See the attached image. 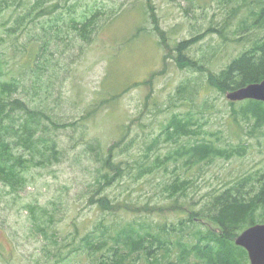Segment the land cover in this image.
I'll use <instances>...</instances> for the list:
<instances>
[{"label": "rangeland", "instance_id": "374dc122", "mask_svg": "<svg viewBox=\"0 0 264 264\" xmlns=\"http://www.w3.org/2000/svg\"><path fill=\"white\" fill-rule=\"evenodd\" d=\"M35 2L30 0L29 7ZM49 3L60 5L41 19L53 35L51 52L44 54V59L52 56L58 71L55 87L50 91L54 99L59 100H51V106L60 114L56 117L59 123L72 121L78 126L61 130V135H69L72 145L68 147L69 152L62 164L33 170V184L18 193H12L10 187L0 183V264H10L13 254L15 264H27L31 258H43L44 255L41 250L44 241L32 237L27 231L25 210L24 219H20L18 210L10 209V205L22 207L39 201L47 204L67 188L74 189L71 196L64 198V215L55 228L59 234L69 235L74 245L73 237L84 236L95 221L103 216L108 218L110 211L107 210L117 211L119 203L131 204L127 215L120 211L122 215L113 219L119 225L140 218L145 225L156 227L162 221L171 226L182 217L187 218L188 212L190 215L200 213L198 210L203 209L213 193L249 173L255 184L247 192L257 189L256 178L260 173L264 174V126L254 127L240 114L238 118L234 114L235 109L246 101L255 99H244L232 106L230 102L233 101L228 99L227 92H219L207 83L209 72H219L249 46L228 43L221 49H210L221 43L218 30L224 23L227 28L223 31L229 40L235 37L233 29L238 17L244 16L246 5L228 24L225 20L234 4L225 0H49ZM74 3H77L76 15L67 9ZM24 10L26 8L11 9L0 18L2 36L7 38V28L24 14ZM94 14L98 18L91 38L74 37L71 18L77 16L76 21H83V16ZM58 16L63 18L61 23L58 20L51 29L48 23ZM59 23L63 36H57L53 31L60 30ZM39 32L44 35L43 31ZM199 34H203V39L192 43L190 50L179 48L180 42ZM262 34L264 32L254 31L252 37ZM5 48L10 52L9 56H18L10 39H7ZM182 52L207 67L206 72L201 74L183 63ZM205 54L209 59L213 54L215 57L206 62ZM10 63L11 70H16L17 61ZM49 75L46 69L40 74L43 81L48 80ZM186 82L189 91L185 96L191 101L176 97V89ZM47 95L43 87L38 93L28 88L24 99L41 107L47 105ZM186 112H193L194 121L199 120L202 126L199 138L220 140L223 145H246L244 155L191 167L183 163L170 164L158 173L143 176L141 166H149L157 162V157L164 158L177 148L179 144L166 142L164 128L173 114L185 116ZM85 115L86 120L82 121ZM81 131L87 138H98L102 151L106 155L112 154L113 159L125 168V173L120 174L123 176L105 188L115 204L113 209L91 204L89 194L77 196L79 189L85 190L82 184L91 180L86 173L89 162L79 158ZM193 138H184L181 143L195 142L197 139ZM177 178L191 181L192 187L185 196L180 194L172 200L164 190V183ZM260 179L264 181V176ZM197 225L192 224L193 227ZM81 261L90 263L83 255L72 256L70 263L80 264Z\"/></svg>", "mask_w": 264, "mask_h": 264}, {"label": "trees", "instance_id": "16d2710c", "mask_svg": "<svg viewBox=\"0 0 264 264\" xmlns=\"http://www.w3.org/2000/svg\"><path fill=\"white\" fill-rule=\"evenodd\" d=\"M225 1L234 4L230 16L225 20L228 24L242 12L244 5L245 14L238 17L233 29L235 37L231 41L223 31L227 24L224 23L219 30L212 26V29L218 30L222 41L218 47L210 49L218 50L228 43L249 46L235 55L219 72H209L207 83L222 93L264 80V34L252 37L254 31L264 32V0ZM29 3L30 0H0V18L11 9L26 8L24 14L7 28V38L0 34V183L10 187L12 193L23 191L33 184V170L47 169L64 162L69 152L68 147L72 145L69 135L67 134L66 140L67 136L65 133L61 135V130L78 126L77 122H58L56 117L60 114L52 109L51 100L59 99H54V94L50 91V88L55 87L54 80L58 71L52 56L44 59V54L51 52L53 35L41 19L52 14L60 5L49 3V0H36L30 7ZM76 8L77 3L67 6L73 15L77 14ZM97 18L98 15L94 14L91 17L83 16V21H76L77 16H73L70 27L75 33L74 37L90 39L97 26ZM62 19L61 16L51 18L50 21L53 22L48 23V26L52 29L53 23L58 20L61 23ZM61 30L63 28L60 24V30L53 31L57 36H63L64 32H60ZM202 35L180 42L179 48L182 47L183 51L190 50L192 43L203 39ZM7 39L12 41L13 50L18 55L15 58L9 56L10 52L5 48ZM214 55H211V59L206 55V62H211ZM181 56L183 63L189 64L191 69L200 71L201 74L206 72L207 67L197 64L193 57L190 58L184 52ZM15 60L16 70H11L10 61ZM45 69L50 75L48 80L43 81L40 74ZM30 73L32 74L29 75ZM41 87L47 90L46 106L38 107L24 99L28 88L38 93ZM188 91L189 84L183 83L176 89V97L181 101H191L185 96ZM230 103L233 106L236 102ZM207 105L208 102L205 107ZM234 114L237 118L240 114L253 123L251 125L254 127L264 126L262 101L248 100L238 110L235 109ZM193 116V112H186L185 116L178 113L172 115L164 128L167 133L165 140L179 145L164 158L157 157V162L141 166L143 176L158 173L170 164L177 166L183 163L191 167L244 155L246 145H223L220 140L199 138L202 126L197 118L194 121ZM85 120L86 115L82 118V121ZM187 137L197 140L188 144L181 143ZM78 141L82 149L79 158L89 162V171L86 173L91 176V180L82 184L85 190L79 189L77 196L89 194L91 204L113 209L115 204L106 194L105 188L121 178L123 175L120 174L125 173V168L121 166V162L113 159L112 154L106 155L102 151L98 138H87L82 134ZM157 144L158 142L155 145ZM251 176L249 173L213 193L203 209L198 210L200 213L190 215L188 212L187 218L182 217L171 226L162 221L156 227L145 225L140 218L127 220L125 224L119 225L113 219L122 215L120 211L127 215L131 206L128 202L119 203L117 211L107 210L110 211L108 218L103 216L95 221L93 228L84 236L73 237L75 245L69 235L59 234L55 228L64 215V198L71 196L74 188L65 189L47 204L39 201L22 207L10 205L9 208L17 209L20 219H24L26 213L28 233L44 241L41 249L43 258L33 257L27 264H72V256L76 255L85 256L90 261L89 264H250L247 250L237 245L235 240L246 227L264 222V181L260 179L264 174H259L256 178L257 189L249 193L247 190L255 184ZM191 187V181L180 178L164 183V190L172 200L180 194L185 196ZM192 224L198 225L193 227ZM156 228L158 231L155 232ZM76 231L79 232L78 229ZM11 256L10 264H15V255ZM9 261L10 258L7 259ZM80 264H83L82 261Z\"/></svg>", "mask_w": 264, "mask_h": 264}, {"label": "water", "instance_id": "95a60500", "mask_svg": "<svg viewBox=\"0 0 264 264\" xmlns=\"http://www.w3.org/2000/svg\"><path fill=\"white\" fill-rule=\"evenodd\" d=\"M231 101L255 99L264 102V80L237 90L227 91ZM236 244L247 250L251 264H264V223L250 226L236 238Z\"/></svg>", "mask_w": 264, "mask_h": 264}, {"label": "bare ground", "instance_id": "6f19581e", "mask_svg": "<svg viewBox=\"0 0 264 264\" xmlns=\"http://www.w3.org/2000/svg\"><path fill=\"white\" fill-rule=\"evenodd\" d=\"M24 190H25V189H24ZM19 192H20V191H19ZM237 237H238V236H237ZM237 237H236V238H237ZM235 242H236V240H235Z\"/></svg>", "mask_w": 264, "mask_h": 264}]
</instances>
